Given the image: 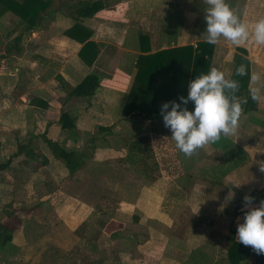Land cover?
<instances>
[{"label":"crops","instance_id":"obj_1","mask_svg":"<svg viewBox=\"0 0 264 264\" xmlns=\"http://www.w3.org/2000/svg\"><path fill=\"white\" fill-rule=\"evenodd\" d=\"M92 1L50 0L32 28L12 12L0 14V222L11 233L0 245V264H47L48 252L49 261L61 264L60 243L43 236L60 224L63 200L81 194L102 202L109 192H118L106 187L113 182L114 154L132 167L134 179L117 182L125 189L119 196L112 194L119 208L111 210L108 201L98 204L101 208L81 207L95 216L86 231L94 226L105 239L100 233L99 238H81L78 243L85 250L78 264H225L230 229L238 240L232 219L247 211L243 197H253L251 207L264 199V98L255 109L241 112L235 133L185 156L161 115L145 113L157 114L171 100L160 71L171 69L174 59L187 61L184 53L163 51L206 40V0H99L102 7L93 15H78L80 4ZM253 2L244 6L261 7L259 18H264V4ZM245 16L251 31L255 20ZM75 22L88 32L90 44L82 56L78 52L84 42L64 34ZM222 40L214 44L209 69L217 67L228 78L235 47L240 46L250 61L249 88L252 74L264 81V44L253 51ZM89 73L97 75L96 92L89 98L69 95ZM125 109L131 112L125 114ZM63 111L74 118V128L61 127ZM96 130L99 135H93ZM46 139L66 150L95 148L91 156L81 155L79 168L69 172ZM164 148L181 171L162 188L154 178L145 183L140 169L159 167ZM78 178L84 181L78 184ZM99 181L100 193L93 186ZM162 195L184 202L178 210L158 208ZM122 205L132 208L133 224L112 227L109 216ZM182 216L189 217L185 225L177 223ZM248 263L264 264V254Z\"/></svg>","mask_w":264,"mask_h":264},{"label":"clouds","instance_id":"obj_2","mask_svg":"<svg viewBox=\"0 0 264 264\" xmlns=\"http://www.w3.org/2000/svg\"><path fill=\"white\" fill-rule=\"evenodd\" d=\"M206 4L204 31L207 43L215 44L220 37H224L233 45H241L251 37L257 44H264V18L257 19L250 32L249 26L227 0H206ZM235 72L239 76L245 75V66H237ZM250 80L254 85L248 90L249 96L259 101L264 98V81L259 74H252ZM238 89V80L226 78L223 71L211 67L188 81L186 96L160 105L163 124L170 129L171 138L180 152L191 156L202 146L236 132L242 112V102L235 95ZM260 168L264 171V164ZM252 200L250 195L243 197L242 207L247 211L242 222L237 224L236 238L258 254H264V199L257 207L250 206Z\"/></svg>","mask_w":264,"mask_h":264},{"label":"trees","instance_id":"obj_3","mask_svg":"<svg viewBox=\"0 0 264 264\" xmlns=\"http://www.w3.org/2000/svg\"><path fill=\"white\" fill-rule=\"evenodd\" d=\"M50 0H0V14L6 11L12 12L17 15L20 23H23L26 28H32L37 24L39 13L43 11L49 4ZM102 7V3L99 0L92 1L90 3L84 2L78 7V15L91 16L97 10ZM196 11L197 8H195ZM82 33V35H81ZM80 23L75 22L71 27L64 31V34L72 37H77L76 40L84 42L79 50V55L82 56L84 50L89 46L90 42L87 40L88 32H85ZM214 44H209L206 40L198 41L195 47L186 45L184 47H177L173 49H166L163 52L178 51L187 55V61L180 64L179 61L174 59V65L171 69L161 70L159 76L163 75L166 78L167 96H171V100L177 99L179 96L187 95V83L195 76L207 72L209 70L212 51ZM236 51L233 54V68L228 78L236 79L239 81V89L235 93L236 98L240 100L242 112H249L256 108L257 101H254L249 96V64L250 61L246 57V50L243 47L236 46ZM174 55V54H173ZM174 57V56H173ZM94 55L91 57V60ZM91 60L89 62H91ZM243 64L246 69V74L239 76L236 74L235 69L237 66ZM164 78V79H165ZM97 75L93 73L87 74L77 85H75L69 92V95L89 98L93 95L98 88ZM163 89V90H164ZM160 89V92L163 91ZM42 103L41 106H45ZM191 104L188 105L191 108ZM131 112L129 109H125L124 113L128 114ZM141 113L143 111H136ZM147 116H159L160 111L157 114L150 115L145 113ZM59 122L62 128L72 129L74 128V118L69 112L63 111L60 114ZM101 128V127H99ZM48 147H50L54 156L62 160L67 167L69 172H74L80 166V156L74 150H66L61 147L57 142L46 139ZM133 147H130L132 150ZM234 229H230V236L228 237L229 245L225 251V260L227 264H248L250 258L257 260L262 254H258L252 249L251 246H246L240 243L234 237ZM11 239V233L5 222H0V245Z\"/></svg>","mask_w":264,"mask_h":264},{"label":"rangeland","instance_id":"obj_4","mask_svg":"<svg viewBox=\"0 0 264 264\" xmlns=\"http://www.w3.org/2000/svg\"><path fill=\"white\" fill-rule=\"evenodd\" d=\"M247 1L248 0H227L228 4L230 6L231 5L233 6L232 9L240 17V19L244 23H246V16L245 15H248L247 20H255V21L257 19H260L259 17L262 15V8L261 7L257 8V9H252V7L250 5H248V8L245 7L244 4ZM250 1L253 2V0H250ZM253 3H256V4L261 6L262 4H264V0H254ZM207 7L208 6H206V8ZM206 8L204 7L203 10H206ZM249 24H251V23H247V25H249ZM222 42L228 43L229 41L223 37ZM243 45L251 47V49L253 51H256V47L259 44H257L250 37L246 42L243 43ZM93 135H99V132L96 130V131H94ZM94 148L95 147L91 148L90 146L85 145V147H82V148L80 147L74 151H76L80 157L82 155L83 157L85 156V158H87V157L91 156V152L93 151ZM166 150L167 149L164 148V151L166 152V154L161 155V157L164 158L165 160L161 162V165L159 167L152 166L149 168L143 167L140 169L141 172L143 171L142 180L146 181L145 183H149L150 179L154 178V179H157L159 181L160 187L165 188L164 183L168 180H171L172 177H176L179 174L178 172L181 171V167L178 166L177 162L175 165L171 161V160H173L172 155H169V153ZM174 159H175V157H174ZM111 162L113 164L114 169L112 170V173L110 174V175H112L110 178L112 179L113 182H110V184H108L106 187L107 188L110 187V189L118 191L117 193H119L121 191H124L125 189L122 188L121 186H118L117 182H119V180L125 181V182H129V180H133L134 179L133 173H135V172H131V171H133L132 167L126 166V163L124 161H122L121 159H119L117 157V155H115V154H114ZM92 169H94V168H92ZM80 179H82V178H78V180H77L78 184L80 182L82 183L84 181L83 179L82 180H80ZM93 186L95 188L97 187V189H98L97 191L99 193L101 192L100 190L103 187L101 181L93 184ZM98 187H100V189ZM63 192H64V187H63ZM117 193L115 194V193L109 192L108 195L110 198L105 199L102 202H99L97 199H93L91 201L88 198L84 199L81 194L76 195V197L72 200H63L62 201L64 208H63V214L61 215V218H60V224L56 223L57 224L55 226L56 230H55V232L51 233L52 235L55 234V236H52L51 234H48L47 232H46L47 234L45 233L43 236L44 238H46V240L51 238V239H55L57 241V243H60L59 245H60L61 251L63 253L62 258H61L62 261H60L61 264H78V263H80L81 260H83L80 256H82V253L84 254L83 251L85 249L82 248V245L80 243H78V241L82 240L84 237L85 238L88 237L89 239L90 238H93V239L99 238V233H100V237L102 239H105V237L102 236L101 231H98L97 228H95L94 226L91 227L92 228L91 231H86L87 227L89 225L91 226V219H95V216H93L94 214L92 215L91 213H89L87 215V210L81 209V207H86L89 210L91 207H93V208L100 207V206H98V204L105 203L106 201H108L107 205L111 207V210H112V207H114V206L116 208H119L118 207L119 206L118 205L119 199L116 200L112 196V194L119 196L120 194H117ZM161 197L162 198L160 200H158V202L156 204V206L158 208L167 209V208L174 206V209L178 210V208L181 207L182 203L184 202L182 200H173V201H172V199L167 200V199H165L164 195H162ZM188 202L190 203V201H188ZM122 206L123 207L121 208L122 210H120V212H118L116 214L112 213V215L109 216V220L111 223L110 225L112 227H116L117 223H120V222L122 224H124L125 226L126 225L131 226L133 224L131 222L132 220L129 216V213H130L129 209H132V208L129 205H122ZM103 208H104V210H106V207H103ZM108 210L111 211L110 209H108ZM125 213H128V214H125ZM188 218L189 217H184V216L179 217L177 220L178 221L177 223L185 225L187 223ZM230 218H232V217H230ZM242 219H243V217H241V216L233 217L232 227L237 226L238 223L242 222ZM54 221L56 222L57 219L53 218V216H52L51 222H54ZM223 223H225L224 219L222 221V224ZM49 225H50V223H48V226ZM46 230L48 231V227ZM80 230L82 231L81 233H80ZM83 232L85 234H83ZM157 234H159V233H157ZM159 235H161V234H159ZM229 235H230V233H229ZM85 238L83 240H85ZM226 242H227V240H226ZM8 246H9V244H6V248H8ZM45 250L50 251L51 249L45 248ZM0 251H1V247H0ZM225 251H226V249H225ZM197 253L198 252L195 251L193 254L196 255ZM45 255L48 257L45 260V262L47 264H53L52 261L48 260V259H50V260L52 259V257L49 256V252L45 253ZM224 262H225V264H227L226 260ZM34 264H44V263H42V261L41 262L36 261Z\"/></svg>","mask_w":264,"mask_h":264}]
</instances>
